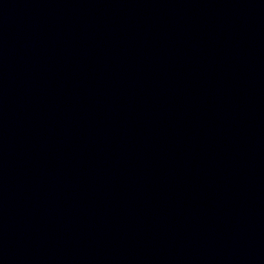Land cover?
Here are the masks:
<instances>
[{
	"label": "water",
	"instance_id": "water-1",
	"mask_svg": "<svg viewBox=\"0 0 264 264\" xmlns=\"http://www.w3.org/2000/svg\"><path fill=\"white\" fill-rule=\"evenodd\" d=\"M0 264H264V0H0Z\"/></svg>",
	"mask_w": 264,
	"mask_h": 264
}]
</instances>
